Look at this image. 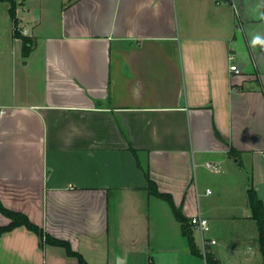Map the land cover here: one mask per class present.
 <instances>
[{"label":"crops","instance_id":"obj_1","mask_svg":"<svg viewBox=\"0 0 264 264\" xmlns=\"http://www.w3.org/2000/svg\"><path fill=\"white\" fill-rule=\"evenodd\" d=\"M38 2L31 29L16 8L36 38L27 56L0 37V202L43 237L0 233V264H78L46 235L87 264H206L149 181L208 219L222 264H249L238 243L248 227L257 238L248 189L264 204V0Z\"/></svg>","mask_w":264,"mask_h":264},{"label":"trees","instance_id":"obj_2","mask_svg":"<svg viewBox=\"0 0 264 264\" xmlns=\"http://www.w3.org/2000/svg\"><path fill=\"white\" fill-rule=\"evenodd\" d=\"M0 1L6 2L8 4L7 11L11 18L12 25L14 27L13 34L15 37L21 40L22 55L25 57L29 54L32 48V40L28 35L22 34L21 31L17 27L18 18L16 16V8L18 5V2L17 0H0ZM233 152L234 151L230 149V153L232 155H234ZM147 191L150 194H155L165 199L169 203L175 218L180 223L182 234L184 235L187 241V244L189 246V250L191 253L195 255L203 256L206 264H222L220 259L214 253L209 251V249L206 246L207 242L205 243L204 252H201V250L195 245L194 237H193V229L191 225L189 224V218L186 217L181 212V210L175 206L170 194L158 192L155 189V186H153L151 181H149L148 183ZM247 202L251 210V219L254 221V224L256 227L257 243H258L259 251L264 257V204L261 198L257 195L256 191L253 188H250L247 191ZM0 212H2L4 215H6L10 219L7 225L0 227V233L11 230L12 228L18 225H24L26 228L36 232L40 236V238L43 237L41 228L35 223H33L24 213L11 210L3 206L1 202H0ZM44 238L47 242L51 244L60 245L64 247L68 255H73L77 258L78 264H87L85 259L82 257V255L79 252L71 249L67 241L54 238L48 235H46Z\"/></svg>","mask_w":264,"mask_h":264},{"label":"rangeland","instance_id":"obj_3","mask_svg":"<svg viewBox=\"0 0 264 264\" xmlns=\"http://www.w3.org/2000/svg\"><path fill=\"white\" fill-rule=\"evenodd\" d=\"M39 0H22V4H19L17 6V15L21 19V23L24 26H27L28 29H31L33 22L31 21V17L35 15L37 11V8L39 7ZM8 4L6 2H0V37L3 40L10 41V34L11 31L14 32V27H12V22L11 19L8 16L7 13V6ZM18 27V24H17ZM35 32V31H34ZM22 34H24L21 31ZM31 33V30H30ZM13 34V33H12ZM14 35V34H13ZM26 35V34H24ZM31 40L32 44L35 42V37L28 35ZM242 167H240V171L237 173V175H241L240 177L243 179H247L249 173L246 172V170ZM250 172V171H248ZM217 174L209 173L206 181L207 183L203 184L202 190H205V187H209L210 192L207 194L208 196L206 197L207 199H213L214 197L216 198L218 196L219 190H218V184H217ZM240 212V211H239ZM164 233H168V230L164 227ZM172 233V232H170ZM246 241L244 242H239L238 247L240 249L239 253H243V257L248 259L249 264H259L260 260L264 259L263 255L259 251L258 243H257V238H253L250 236V227H248V233H247ZM194 235L196 238L197 243L200 245L201 240L199 238V232L197 229H194ZM209 236V235H208ZM213 240L211 237L208 241ZM210 247H217L218 242L214 240V242H209ZM202 248V244H201ZM200 248V249H201ZM242 248V250H241ZM203 251V249H202Z\"/></svg>","mask_w":264,"mask_h":264},{"label":"built area","instance_id":"obj_4","mask_svg":"<svg viewBox=\"0 0 264 264\" xmlns=\"http://www.w3.org/2000/svg\"><path fill=\"white\" fill-rule=\"evenodd\" d=\"M232 59V57H230ZM229 68L235 72H238V68L234 63H231ZM213 168L217 169L215 165H212ZM206 192L209 193L210 190L206 189ZM189 224L191 225L192 229H197L198 232L201 234V244H202V249L204 252L205 248V243L206 242H214V240L208 241L204 237V233L209 230V223L208 219L204 217L202 214L197 213L189 218Z\"/></svg>","mask_w":264,"mask_h":264},{"label":"water","instance_id":"obj_5","mask_svg":"<svg viewBox=\"0 0 264 264\" xmlns=\"http://www.w3.org/2000/svg\"><path fill=\"white\" fill-rule=\"evenodd\" d=\"M117 264H123L121 258H117Z\"/></svg>","mask_w":264,"mask_h":264}]
</instances>
